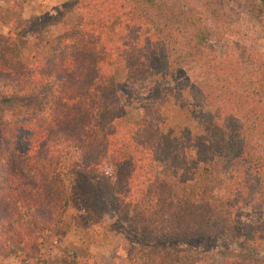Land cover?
<instances>
[{
    "label": "trees",
    "instance_id": "obj_1",
    "mask_svg": "<svg viewBox=\"0 0 264 264\" xmlns=\"http://www.w3.org/2000/svg\"><path fill=\"white\" fill-rule=\"evenodd\" d=\"M16 2L0 9L9 28L0 35V259L45 248L83 176L97 203L82 208L101 234L106 205L132 211L146 237L134 264H197V253H212L213 264H264L261 227L237 219L242 206L264 214V155L252 142L264 138V55L242 60L221 45L224 8L74 0L82 20L39 52ZM118 20L124 35L114 42ZM19 40L33 48L26 58ZM119 60L129 73L123 84L112 76ZM170 105L195 109L207 133L168 129ZM209 167L219 193L203 178Z\"/></svg>",
    "mask_w": 264,
    "mask_h": 264
},
{
    "label": "rangeland",
    "instance_id": "obj_2",
    "mask_svg": "<svg viewBox=\"0 0 264 264\" xmlns=\"http://www.w3.org/2000/svg\"><path fill=\"white\" fill-rule=\"evenodd\" d=\"M16 1L21 7L20 11L24 22L23 31L32 44H30V47H34L39 52H47L51 42L62 35L65 30L79 23L83 17V14L74 7V0ZM202 1L189 0L190 4L193 3L198 6ZM212 1L216 2L219 7L222 6L224 8V15L221 21L218 22V34L222 37L221 45L224 46L228 43L234 46L237 49V56L240 55L242 60H245L254 52L264 55V14L259 17L254 9V7L256 9L261 7L259 0ZM6 8H11L9 0H0V9L4 10ZM209 24L213 25V22L210 21ZM0 35L5 38L9 36V28L1 20V16ZM123 35L122 20H118L110 29L108 37L114 42H120L123 39ZM8 42L5 44H9ZM17 43L20 56L26 58L29 55V50L33 48H30L28 43L23 40H19ZM4 48L7 49L5 46ZM4 48L2 46L0 50ZM240 69L242 73L244 68ZM104 72L108 71L105 70ZM112 76L118 84L127 82L129 73L121 60L115 67ZM248 81L250 79L246 77L245 82ZM235 85L237 88H241V91L243 87H248V84H241L240 80ZM141 105L142 103L138 102L130 110L132 122L138 121ZM168 113L172 116V122L168 129L181 131L186 128L191 130L194 135L207 133V126L200 118L198 112L192 107L185 108L170 105ZM252 142L255 154L257 156L264 155V138L254 136ZM209 168L202 171L203 178L213 191L219 193L220 185L217 181H214L213 168ZM220 169L216 168L214 170L219 173ZM92 177L93 175H88L89 179ZM85 178L82 176L76 181L73 191L75 194L66 204L65 213L57 232L47 243L46 247L32 257H24L21 253L18 255L13 254L6 261L0 259V264H134L136 256L131 253L143 245L140 243L146 237L135 227L132 211L130 210L129 212V209L115 211L113 208L107 209L109 208L107 205L104 208L101 207L105 213L102 222L106 225L105 235L101 234V230L93 227L90 217L82 208V201L97 203V197L91 189L82 188L81 184ZM262 180L264 181V176ZM72 181L74 182V180ZM237 219L244 223H252L261 227L264 234V214L253 213L249 207L242 206L237 213ZM95 240L96 242H94ZM211 254L197 253L194 258L195 263H217ZM260 256L264 257V252Z\"/></svg>",
    "mask_w": 264,
    "mask_h": 264
}]
</instances>
